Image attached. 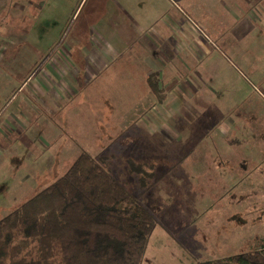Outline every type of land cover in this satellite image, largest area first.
<instances>
[{"label": "crops", "instance_id": "crops-1", "mask_svg": "<svg viewBox=\"0 0 264 264\" xmlns=\"http://www.w3.org/2000/svg\"><path fill=\"white\" fill-rule=\"evenodd\" d=\"M15 1L0 0L1 10ZM16 2L13 11L9 7L21 23L24 43L31 13L36 18L48 5L57 12L76 5L73 0ZM58 19L67 29L50 38V54L35 63L19 91H30L26 102L31 110L19 112L20 120L10 115L4 127L12 125V134L25 135L33 114L35 125L44 129L27 146L40 147L41 155L43 135L45 150L56 148L66 159L85 150L94 158L120 160L125 168L132 160L152 166L154 181L155 172L170 164L194 172L204 164L223 167L231 172L234 187L240 186L247 177L240 165L247 160H238V153L248 158L242 152L249 144L244 136L248 120L235 121L237 100L228 93L235 90L225 83L218 88L211 61L232 57L248 62L252 44L264 42L254 22H264V0H93L82 19L67 20L58 13L39 23L37 31L51 33ZM152 74L165 93L162 104L149 86ZM48 130L52 133H43ZM145 137L151 138L147 147ZM152 146L154 161L148 159ZM156 161L163 166L157 168ZM126 172V179L136 178Z\"/></svg>", "mask_w": 264, "mask_h": 264}, {"label": "rangeland", "instance_id": "rangeland-1", "mask_svg": "<svg viewBox=\"0 0 264 264\" xmlns=\"http://www.w3.org/2000/svg\"><path fill=\"white\" fill-rule=\"evenodd\" d=\"M16 1L10 3L11 6L8 4L5 10L0 8V221L54 184L78 157L66 159L56 148L45 150L47 141L43 135V143L38 141L42 144L43 154H39L40 147L30 149L27 145L30 142L34 144L35 136L44 129L35 125L33 114L29 117V122L32 121L29 131L22 136L12 134V125L8 130L4 122L10 115L20 120L19 112L31 110L26 102L30 91L23 89L19 92L23 79L39 59L50 54V38H56L61 30L67 29L59 19L58 27L51 33L44 29L41 34L37 25L49 22L48 17L58 18V13L65 15L67 20L69 17L72 20L82 19L93 2L73 0V3L76 1L75 7L67 11H54L50 5L38 13L31 10L39 16L35 18L31 13L30 26H24L27 28L24 43L18 33L20 22L11 15V8L13 11L18 3ZM254 22L259 26L256 34L263 35L264 22ZM252 47L251 56L245 64L243 60L232 57L211 61L218 72V88L225 83L223 87L235 90L228 91L237 100L233 108L235 121L238 118L248 120L244 136L249 144L242 151L248 158L242 157L240 151L238 153V160H247L240 165V170L246 171L243 176H247L241 180L240 186L234 187L231 172L223 167L209 168L200 164L199 170L194 172L176 163L158 169L156 180L150 182L147 190H142L139 178H125L128 165L125 168L122 161L115 162L113 157L108 156V166L114 164V177L157 222L142 264H201L254 252L264 244V42L254 43ZM261 54L262 57L257 58ZM143 141L146 147V143L151 145L150 137H145ZM152 149L154 151L148 159L154 161L156 147L152 146ZM71 151H78V147L71 148ZM201 156L204 159L211 157ZM194 157L197 158L196 155ZM153 164L157 168L163 166L158 161ZM191 165L192 162H189L188 168Z\"/></svg>", "mask_w": 264, "mask_h": 264}, {"label": "trees", "instance_id": "trees-1", "mask_svg": "<svg viewBox=\"0 0 264 264\" xmlns=\"http://www.w3.org/2000/svg\"><path fill=\"white\" fill-rule=\"evenodd\" d=\"M148 83L162 104L157 74ZM109 160L82 150L54 184L2 219L0 264H142L157 222L114 177ZM127 165L147 190L152 166ZM201 264H264V244Z\"/></svg>", "mask_w": 264, "mask_h": 264}]
</instances>
